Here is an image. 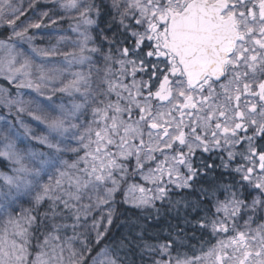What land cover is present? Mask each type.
<instances>
[{
	"label": "snow or ice",
	"instance_id": "1",
	"mask_svg": "<svg viewBox=\"0 0 264 264\" xmlns=\"http://www.w3.org/2000/svg\"><path fill=\"white\" fill-rule=\"evenodd\" d=\"M0 81V264H264V0H0Z\"/></svg>",
	"mask_w": 264,
	"mask_h": 264
},
{
	"label": "rangeland",
	"instance_id": "2",
	"mask_svg": "<svg viewBox=\"0 0 264 264\" xmlns=\"http://www.w3.org/2000/svg\"><path fill=\"white\" fill-rule=\"evenodd\" d=\"M27 2V0H25V3ZM23 19V18H22ZM65 24V27L64 28H67V23H64ZM3 84H5V82H3V81H0V85H3Z\"/></svg>",
	"mask_w": 264,
	"mask_h": 264
},
{
	"label": "trees",
	"instance_id": "3",
	"mask_svg": "<svg viewBox=\"0 0 264 264\" xmlns=\"http://www.w3.org/2000/svg\"><path fill=\"white\" fill-rule=\"evenodd\" d=\"M63 26L65 27V24H63Z\"/></svg>",
	"mask_w": 264,
	"mask_h": 264
}]
</instances>
